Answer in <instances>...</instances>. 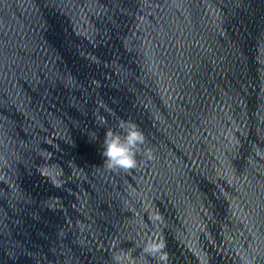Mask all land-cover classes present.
Segmentation results:
<instances>
[{
	"label": "clouds",
	"instance_id": "obj_1",
	"mask_svg": "<svg viewBox=\"0 0 264 264\" xmlns=\"http://www.w3.org/2000/svg\"><path fill=\"white\" fill-rule=\"evenodd\" d=\"M118 131L108 129L105 132L102 157L103 166L109 171H131L138 167L137 155H143L145 162L155 159L151 148H144L146 136L137 124L131 121L121 120L118 123ZM259 155V151L257 152ZM155 221H161L162 217L156 214ZM166 242L159 237L149 238L143 248L142 255L155 260L156 264H169V253L166 250ZM113 264H137V258L131 252L120 251L112 256Z\"/></svg>",
	"mask_w": 264,
	"mask_h": 264
}]
</instances>
